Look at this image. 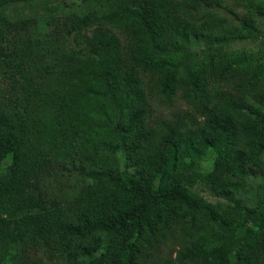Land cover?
<instances>
[{"label":"trees","instance_id":"obj_1","mask_svg":"<svg viewBox=\"0 0 264 264\" xmlns=\"http://www.w3.org/2000/svg\"><path fill=\"white\" fill-rule=\"evenodd\" d=\"M225 1L264 19L263 0ZM219 2L0 0V247L36 248L90 232L87 220L79 228L61 222L46 186L54 166L74 167L70 159L96 145L117 151L136 131L147 140L144 121L180 91L178 99L204 117V148L219 156L228 149L218 176L238 180L227 183L235 194L222 190L227 202H210L191 180L163 185L119 170L111 187L124 200L98 224L110 236L129 233L119 264H155L175 238L191 240L178 250L179 263L264 264V241L248 232L254 218L264 221V209L231 204L255 177L246 165L261 166L264 157V96L249 85L247 94L214 96L196 74L202 56L216 71L225 49L222 26L212 23L218 9H228ZM156 89L163 95L157 104ZM158 124L172 143L177 127ZM202 227L208 241L198 247ZM86 257L79 255L81 264Z\"/></svg>","mask_w":264,"mask_h":264},{"label":"rangeland","instance_id":"obj_2","mask_svg":"<svg viewBox=\"0 0 264 264\" xmlns=\"http://www.w3.org/2000/svg\"><path fill=\"white\" fill-rule=\"evenodd\" d=\"M218 1L219 6L226 5L228 9H218L217 13L220 15L213 17L212 23L222 26L221 38H225L228 43L225 42L223 53L220 57L217 56L219 67L215 68L216 71L208 69V60L202 56L199 61L201 67L199 66L196 74H200L203 81L208 82L207 90L214 96L222 92L247 94L251 92L248 90L249 86L264 96V36L261 35L264 32V19L252 12L233 7L225 0ZM196 52H199L198 49ZM207 56L206 58L209 57ZM255 66L260 67V72L250 79ZM152 94L156 104L163 99L158 89ZM181 94L180 91L175 94L171 105L160 104L157 112L144 121L145 128L152 132L147 140L138 141L139 131H136L131 140L130 137L126 140L125 147L122 145L117 151L107 145H96L86 149L81 159L75 154L70 159L74 167L54 166L46 186L50 197L59 204L61 222L79 228L87 220L91 224L90 232L76 236L64 234L55 242L42 241L36 248L0 247V264H81L83 261L78 257L83 253L87 254L84 261L87 264H119L129 233L121 231L110 236L98 224L104 223L115 213L118 200H124L111 187L119 170H127L151 183L163 185L172 181L186 185L191 180L193 189L204 199L210 202H227L221 198L220 193L227 190L230 192L229 196L234 195L235 191L227 183L230 180L238 181L226 174H222L221 179L218 176L220 161L228 149L224 148L219 156L214 149L204 148L200 135L204 117L194 111L192 106L179 100ZM253 101L250 98L249 104L256 111L259 104ZM258 110L262 109L259 107ZM260 115L264 119V111ZM244 118L239 117L238 122H243ZM160 119L170 128L177 127L172 143L167 141L165 126L158 124ZM245 122L250 124L252 121ZM142 131L146 132L145 129ZM171 144L175 146L174 152L170 150ZM187 144L192 146L190 150L185 148ZM260 164L258 166L252 162L246 165L255 172V177L249 181L245 191L237 193L231 204L264 209V157ZM80 167L82 169L78 171ZM251 224L253 226L248 230L250 235L254 240L264 241V221L256 217ZM205 233L206 230L202 227L194 235L193 241L198 247L207 244ZM190 243L191 240L183 242L181 238H175L163 248L159 257L155 256V264H197L177 261L178 250Z\"/></svg>","mask_w":264,"mask_h":264}]
</instances>
